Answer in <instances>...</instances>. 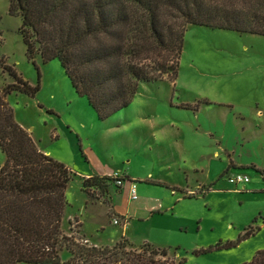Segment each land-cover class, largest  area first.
<instances>
[{"label":"rangeland","instance_id":"obj_1","mask_svg":"<svg viewBox=\"0 0 264 264\" xmlns=\"http://www.w3.org/2000/svg\"><path fill=\"white\" fill-rule=\"evenodd\" d=\"M9 9L0 0V58L40 89L7 101L39 148L77 174L66 233L100 246L148 241L186 264H243L264 250V36L188 26L176 81L165 73L141 83L130 106L103 121L59 59L28 58ZM11 82L0 66V89ZM5 159L0 149V167ZM117 171L128 177L122 187L89 201L81 177ZM240 172L251 182L229 181Z\"/></svg>","mask_w":264,"mask_h":264},{"label":"trees","instance_id":"obj_2","mask_svg":"<svg viewBox=\"0 0 264 264\" xmlns=\"http://www.w3.org/2000/svg\"><path fill=\"white\" fill-rule=\"evenodd\" d=\"M9 11L21 17L28 58L59 59L103 121L127 109L141 83L165 73L176 81L188 26L264 36V0H10ZM0 66L14 79L0 89V264H186L148 241L99 246L63 230L66 190L77 174L39 148L7 101L12 92L35 96L40 84L4 57ZM81 178L89 201L122 187L108 175ZM243 264H264V250Z\"/></svg>","mask_w":264,"mask_h":264},{"label":"built area","instance_id":"obj_3","mask_svg":"<svg viewBox=\"0 0 264 264\" xmlns=\"http://www.w3.org/2000/svg\"><path fill=\"white\" fill-rule=\"evenodd\" d=\"M112 178H115L118 181V184H120L121 186L124 184L123 179H125V177L120 173V172H115L113 175H110ZM229 181L231 183H234L236 186L238 185H246L247 183H249L251 181V178L245 174V173H234L232 175H230L228 177ZM131 188H130V197L132 200H137L138 199V194H137V186L136 184L131 181ZM118 220H115V224H118Z\"/></svg>","mask_w":264,"mask_h":264},{"label":"crops","instance_id":"obj_4","mask_svg":"<svg viewBox=\"0 0 264 264\" xmlns=\"http://www.w3.org/2000/svg\"><path fill=\"white\" fill-rule=\"evenodd\" d=\"M44 152L47 153V154H49V155H51L50 151H44ZM103 175H104V174H103ZM107 175H108V174H107ZM109 175H110V174H109ZM90 176H91V175H90ZM86 177H89V176H86ZM127 178H128V177H127ZM250 182H251V181H250ZM250 182H249V183H250ZM247 184H248V183H247ZM247 184H246V185H247ZM243 186H245V185H243ZM87 240H88V238H87ZM89 241H90V240H89ZM91 242H92V241H91ZM94 244H95V243H94ZM96 245H97V244H96ZM99 246H100V245H99Z\"/></svg>","mask_w":264,"mask_h":264}]
</instances>
